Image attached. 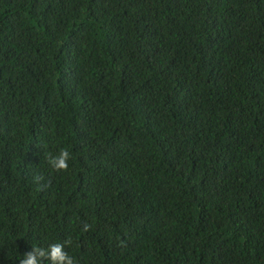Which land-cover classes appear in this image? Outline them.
Masks as SVG:
<instances>
[{"label":"trees","instance_id":"trees-1","mask_svg":"<svg viewBox=\"0 0 264 264\" xmlns=\"http://www.w3.org/2000/svg\"><path fill=\"white\" fill-rule=\"evenodd\" d=\"M68 239L264 264V0H0V264Z\"/></svg>","mask_w":264,"mask_h":264},{"label":"clouds","instance_id":"clouds-1","mask_svg":"<svg viewBox=\"0 0 264 264\" xmlns=\"http://www.w3.org/2000/svg\"><path fill=\"white\" fill-rule=\"evenodd\" d=\"M45 159L50 168L55 172L67 171L70 167V161L73 159V154L69 148H60L58 152L53 154L50 151L45 152ZM45 178L39 174L33 177V182L41 188L47 186V183H42ZM91 225H85L84 230L87 231ZM72 241L70 239L63 242L50 244L47 248L33 246V249L25 253L19 264H44L45 260L48 264H76L75 258L66 250L70 247Z\"/></svg>","mask_w":264,"mask_h":264}]
</instances>
